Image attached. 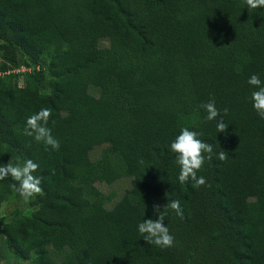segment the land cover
Here are the masks:
<instances>
[{
  "label": "trees",
  "instance_id": "trees-1",
  "mask_svg": "<svg viewBox=\"0 0 264 264\" xmlns=\"http://www.w3.org/2000/svg\"><path fill=\"white\" fill-rule=\"evenodd\" d=\"M253 74L264 82V7L245 0H0V164L32 159L43 188L28 213L0 212V246L32 264H264ZM209 100L225 132L205 120ZM42 108L59 150L23 134ZM185 127L213 147L204 186L178 180L170 144ZM105 145L115 158L93 161ZM122 178L130 186L108 208L98 184ZM14 183L0 180V211L24 199ZM172 200L182 216L163 208ZM158 214L171 248L138 231Z\"/></svg>",
  "mask_w": 264,
  "mask_h": 264
},
{
  "label": "clouds",
  "instance_id": "clouds-1",
  "mask_svg": "<svg viewBox=\"0 0 264 264\" xmlns=\"http://www.w3.org/2000/svg\"><path fill=\"white\" fill-rule=\"evenodd\" d=\"M245 4L248 8L256 9L264 7V0H245ZM247 83L257 89L252 92V104L257 114L264 119V82L253 74ZM200 107L207 113L205 120H215L217 131H226L227 126L215 105V100H209L207 103L201 104ZM223 111L227 113L228 109L225 108ZM51 115V109L42 108L39 112L29 116L26 120L23 134L33 137L37 142L42 141L54 150H59V141L52 135L51 129L47 127ZM217 117H220L218 121ZM199 135L200 133L185 127L181 129L179 135L170 144L171 152L177 154L176 160L180 167L178 180L181 184L191 181L194 186L200 187L207 183L205 177L198 176L197 173L205 163V153L208 154L207 159L209 161L212 159L213 147L211 144L199 139ZM218 159L221 161L226 160L227 153L221 150L218 153ZM38 168L39 165L32 159H26L23 164L17 163L13 165L10 162L6 165L0 164V180L11 177L13 181L18 182V184L14 183L12 187L16 189L21 197L28 200L35 195L43 193L42 180L39 176L34 175ZM165 207L175 211L178 216L183 215L179 200L169 201L163 208ZM153 209L159 213L160 206L153 204ZM164 221V215L158 214V219H147L139 223L138 231L148 244L159 248H171L174 246V236L170 234V230L165 226Z\"/></svg>",
  "mask_w": 264,
  "mask_h": 264
},
{
  "label": "rangeland",
  "instance_id": "rangeland-1",
  "mask_svg": "<svg viewBox=\"0 0 264 264\" xmlns=\"http://www.w3.org/2000/svg\"><path fill=\"white\" fill-rule=\"evenodd\" d=\"M107 43H103L102 46H107ZM25 70H21L24 72ZM20 83L23 85L25 83V77L21 78ZM90 93L95 96H99V90L95 86L90 88ZM111 156L115 158L112 150L109 146L96 147L90 152V158L96 161L103 156ZM130 186L129 178H122L114 181L112 184L100 183L98 184L99 189L107 195V207L111 208L114 204L125 195L127 189ZM31 210L29 200L22 199L20 202H6L1 208V214L7 216V221L10 220L17 212L28 213ZM0 264H32V262H22L16 259L11 253H8L6 248L0 246Z\"/></svg>",
  "mask_w": 264,
  "mask_h": 264
}]
</instances>
